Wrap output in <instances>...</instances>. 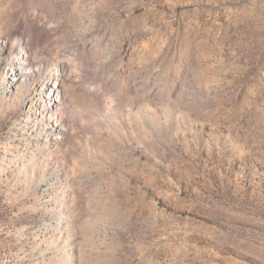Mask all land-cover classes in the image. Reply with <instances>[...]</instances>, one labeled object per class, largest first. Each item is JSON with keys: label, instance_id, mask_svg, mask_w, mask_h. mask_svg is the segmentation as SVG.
Wrapping results in <instances>:
<instances>
[{"label": "rangeland", "instance_id": "obj_1", "mask_svg": "<svg viewBox=\"0 0 264 264\" xmlns=\"http://www.w3.org/2000/svg\"><path fill=\"white\" fill-rule=\"evenodd\" d=\"M0 264H264V0H0Z\"/></svg>", "mask_w": 264, "mask_h": 264}]
</instances>
